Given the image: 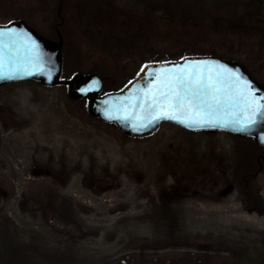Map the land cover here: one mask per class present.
I'll return each instance as SVG.
<instances>
[{"label": "rangeland", "instance_id": "374dc122", "mask_svg": "<svg viewBox=\"0 0 264 264\" xmlns=\"http://www.w3.org/2000/svg\"><path fill=\"white\" fill-rule=\"evenodd\" d=\"M143 1L113 0L123 13L113 19L103 0H0V24L25 21L53 41L61 35L63 80L97 74L105 92L150 59H176L193 46L160 31L153 16L134 14ZM255 67L264 84V66ZM68 94V86L35 81L0 85V248L6 237L30 245V264H58L54 254L74 264H183L184 254L218 245L206 264L264 258V215L244 206L251 196L233 170L246 140L165 122L151 136L129 138ZM250 188L264 204V166ZM163 201L194 247L143 249L144 240L154 246L167 237L156 215Z\"/></svg>", "mask_w": 264, "mask_h": 264}, {"label": "trees", "instance_id": "16d2710c", "mask_svg": "<svg viewBox=\"0 0 264 264\" xmlns=\"http://www.w3.org/2000/svg\"><path fill=\"white\" fill-rule=\"evenodd\" d=\"M103 1L106 2L103 4L107 5L106 16L108 18L113 16L114 19V15L123 17V13H116V5L113 0ZM139 7L131 9L134 14L137 16L139 14L140 18L153 16L152 23L156 24L160 31L162 28H166L177 32L176 34L181 40L193 45L191 49L182 50L176 59L171 57L166 60L153 58L146 64L180 60L186 56L213 55L230 61L242 62L255 79V63L264 66V0H144ZM156 12L163 14L159 21L156 20ZM135 78L136 76L131 77L127 83L119 85L111 91L105 86V92L120 91ZM84 102L87 107V101L84 100ZM215 132L217 131H202L201 133ZM233 136L246 140L244 147L241 148L244 154L238 160L239 165L233 169L234 176L243 187L241 190L246 196H251L250 204L245 201L244 206L248 207L249 211L264 215V204L258 197L260 195L254 193L250 188V183L264 166V156L256 148L264 149V147L261 148L255 144L256 148L254 147L255 150H252L250 145L254 143V138ZM1 199L0 195V201ZM168 203L163 201L158 204L156 210V215H159V219L166 229V239L161 243H155L154 246H151L148 240H144L143 249L157 250L171 247L178 250L194 247L191 244L193 238L182 235L178 213L174 212L171 204ZM2 217L3 212L1 213L0 210V219ZM222 248L221 245H218L212 249H198L203 250L204 253H186L183 255V264H206L210 262L211 255L222 251ZM34 252L35 250L30 245L23 242L16 243L6 237L2 248H0V264H30V255ZM51 259L58 264H74L76 262L75 258L67 254H54ZM244 261L245 264H264V258L255 263L252 262V258H247Z\"/></svg>", "mask_w": 264, "mask_h": 264}, {"label": "water", "instance_id": "95a60500", "mask_svg": "<svg viewBox=\"0 0 264 264\" xmlns=\"http://www.w3.org/2000/svg\"><path fill=\"white\" fill-rule=\"evenodd\" d=\"M13 31L20 33L15 37H0V48L3 43H10V48L0 52V63L3 67L0 72L11 73V76L0 78V85L12 82L35 81L48 88H55L58 85L68 86L69 97L74 101L86 100L88 113L91 117L101 123L114 125L121 134L129 138H145L159 130L165 123L175 125L187 132L221 131L227 134H234L254 138L256 143L264 146V123L259 122L248 128L240 124L223 123L216 125H186L179 120L167 118L153 119L155 109H150L153 102L152 95H146L155 91L159 86L156 75L174 71L176 67H183L188 64H210L227 67L230 71H238L241 78H247L253 83L260 97L264 92V84L255 80L251 73L240 62L230 61L220 56L195 55L186 56L180 60L161 61L149 63L141 69L134 80H131L122 90L103 92L104 82L97 74H77L73 79L63 80V40L60 35L59 41H53L37 32L25 21H16L9 24H0V32ZM39 46L37 56L31 44ZM155 86V87H154ZM158 96V93H157ZM264 102V100H262ZM143 107V111H142ZM233 109L221 111L218 120H231L230 114ZM237 111V117L243 119V113ZM181 120L185 117L181 114Z\"/></svg>", "mask_w": 264, "mask_h": 264}, {"label": "snow or ice", "instance_id": "6c2138e0", "mask_svg": "<svg viewBox=\"0 0 264 264\" xmlns=\"http://www.w3.org/2000/svg\"><path fill=\"white\" fill-rule=\"evenodd\" d=\"M20 33L0 32V37H15ZM36 55L39 46L35 41L31 44ZM10 48V43H3L0 52ZM3 64L0 63V68ZM11 76V73L0 72V78ZM159 86L155 91L146 93L153 96L149 106L155 109L153 119L167 118L179 120L186 125H216L223 123L240 124L248 128L259 122L264 123V92L260 97L252 82L241 78L238 71H230L227 67L210 64H188L176 67L161 75H156ZM158 93V96H157ZM226 109H233L231 120H218V114ZM142 107V111H143ZM243 113V119L236 118L237 111ZM181 114L185 117L181 120Z\"/></svg>", "mask_w": 264, "mask_h": 264}, {"label": "bare ground", "instance_id": "6f19581e", "mask_svg": "<svg viewBox=\"0 0 264 264\" xmlns=\"http://www.w3.org/2000/svg\"><path fill=\"white\" fill-rule=\"evenodd\" d=\"M245 137V136H244Z\"/></svg>", "mask_w": 264, "mask_h": 264}]
</instances>
